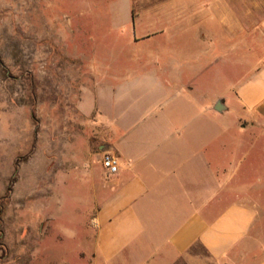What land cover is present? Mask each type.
I'll return each instance as SVG.
<instances>
[{
	"label": "crops",
	"instance_id": "1",
	"mask_svg": "<svg viewBox=\"0 0 264 264\" xmlns=\"http://www.w3.org/2000/svg\"><path fill=\"white\" fill-rule=\"evenodd\" d=\"M127 3L130 44L206 39L207 75L195 72L182 85L176 71L197 70V61L173 62L157 101L144 100L130 115L98 114L110 125L95 127L86 145L99 144L92 174L103 179L95 194V262L264 264V211L250 185L264 181V0H169L148 14L134 13L136 0ZM167 22H200L203 31L151 34ZM134 75L131 68L124 75L130 85ZM228 114L238 118L234 131L215 128L214 116ZM107 157L118 161V173L104 167ZM83 177L84 185L92 180L87 171Z\"/></svg>",
	"mask_w": 264,
	"mask_h": 264
},
{
	"label": "rangeland",
	"instance_id": "2",
	"mask_svg": "<svg viewBox=\"0 0 264 264\" xmlns=\"http://www.w3.org/2000/svg\"><path fill=\"white\" fill-rule=\"evenodd\" d=\"M167 1L136 0L134 13L159 11ZM127 2L0 0V264H98L95 194L103 179L92 172L100 149L86 147L95 127L110 125L98 114L130 115L144 100L157 101L173 62L197 61V70L176 71L182 85L195 72L206 78V39L130 44ZM164 24L151 34L203 31L200 22ZM130 68L132 85L124 77ZM214 89L221 92L222 83ZM236 123L233 114L214 116L215 128ZM86 171L92 180L84 185ZM250 185L264 211V181ZM237 190L232 186L231 202Z\"/></svg>",
	"mask_w": 264,
	"mask_h": 264
},
{
	"label": "built area",
	"instance_id": "3",
	"mask_svg": "<svg viewBox=\"0 0 264 264\" xmlns=\"http://www.w3.org/2000/svg\"><path fill=\"white\" fill-rule=\"evenodd\" d=\"M104 167L111 173L116 174L119 171V164L115 158L107 157L104 159Z\"/></svg>",
	"mask_w": 264,
	"mask_h": 264
},
{
	"label": "water",
	"instance_id": "4",
	"mask_svg": "<svg viewBox=\"0 0 264 264\" xmlns=\"http://www.w3.org/2000/svg\"><path fill=\"white\" fill-rule=\"evenodd\" d=\"M224 109V107H223V105H222V102H219L218 104H217V106H216V110H218V111H222Z\"/></svg>",
	"mask_w": 264,
	"mask_h": 264
}]
</instances>
